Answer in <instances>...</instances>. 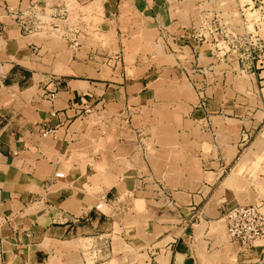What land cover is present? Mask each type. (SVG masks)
I'll return each instance as SVG.
<instances>
[{
    "label": "crops",
    "instance_id": "0c3cea01",
    "mask_svg": "<svg viewBox=\"0 0 264 264\" xmlns=\"http://www.w3.org/2000/svg\"><path fill=\"white\" fill-rule=\"evenodd\" d=\"M28 1L0 0V264H264V241L242 248L229 239L224 220L229 205H264L250 171L264 144V127L263 139L250 141L264 124V65L252 67L233 94L224 93L218 87L226 91L227 83L213 75L208 54L200 73L179 57H201L187 27L201 0H188L189 12L173 6L183 0H102L122 59L107 72L89 56L94 46L84 44L87 55L74 60L84 79H75L68 72L74 63L58 60L60 49L50 47L46 31L21 28ZM44 2L53 9L65 4ZM159 24L171 25V62L146 50V27ZM59 41L64 49L65 35ZM159 81L170 82V97ZM50 90L57 91L54 101L46 97ZM200 90L206 103L195 108ZM81 101L100 112L81 120L73 107ZM163 101L177 106L167 112L171 119L152 112ZM129 110L132 122L123 128ZM42 129H54L56 137L41 136ZM179 149L189 157L182 159ZM59 171L66 177L53 179ZM153 182L177 207L155 201ZM103 193L119 208L143 200L142 218L117 219L108 206L96 211ZM106 236L111 253L95 261L79 245Z\"/></svg>",
    "mask_w": 264,
    "mask_h": 264
},
{
    "label": "rangeland",
    "instance_id": "374dc122",
    "mask_svg": "<svg viewBox=\"0 0 264 264\" xmlns=\"http://www.w3.org/2000/svg\"><path fill=\"white\" fill-rule=\"evenodd\" d=\"M67 1H69L68 18L66 19L67 16H65V19L57 21L56 24L51 25L50 28L46 31V34H44L46 36L48 35L47 37H49V41H51V44L49 43L50 47L54 49H60L59 53H61V55L59 54V61H61L62 59L69 63H74V67L69 68L68 72L74 74L71 75V77L75 79H84V77L81 75L82 72L80 71L81 64L76 61L74 62L76 56L80 57L83 56V54L87 55V52H82V50L80 49V47L82 45L84 46V44L87 46H94L95 49H92L94 51H91L89 56H92V60H95L99 63V65L104 66V68H106L105 71L109 72L110 67L114 66L122 59V52L117 51L115 37L113 36L115 35L114 27L112 26L113 23H110L106 18L107 14L103 5V1L88 0L83 4L76 3L75 0ZM183 1L184 2H180L179 5L177 3L173 4V6H178L181 9L188 10L189 12V8H191V6L193 8L194 5L191 4L188 0ZM201 1V10H192V16H195L194 21H192L190 24L188 23V26L186 25L188 29L199 27L202 29L200 31L205 34V36L195 35L197 42L201 46L199 47V50L201 51L200 53H202L201 57H199L198 54L193 57L191 56L192 54L189 53L184 54L185 56L179 55V57L183 60L184 64H187L186 62L189 58V62L192 61V63H194L193 68H190V70H195V72L200 73L201 71L204 72L203 65L206 64L205 62L209 61V59L204 57L205 54L206 56L208 54V56L211 57L210 61L213 65L216 66L214 69V71L216 72H214L213 75L217 76L219 79L227 83L224 86L227 88L226 91L220 86L218 88L224 93L227 92L233 94L235 92L234 88H239V86H241V83H243L244 80L247 79L246 75L251 71L252 67L256 65L255 62L251 63L249 56V51L253 46L255 37L253 38L251 34H249L241 35L239 38V34L247 30L253 31L255 29L257 38H260V40L264 42V18H261L260 22H255L253 19V17H257L255 15L258 12L260 13V16L264 15V0H253L254 6L250 9L246 6L240 7L239 3L235 0ZM245 1L249 2L248 0ZM76 7L81 8L82 11H84L83 29L87 31V34L83 33V35H81L79 38L71 39V37L73 36L67 37L66 34L69 33L68 29H73L74 24L78 21V15L75 11ZM242 13L246 14L247 17H245V15L243 16ZM188 15L190 14L188 13ZM206 21L208 22L207 24L205 23ZM170 26H168V31L166 30L163 32V35L161 32L159 33V30H156V26L152 27L155 30H149L151 27H146L148 29V37L150 40V42H147L148 47H146V50H148L149 52L152 51V54H155L156 56V58L154 59L158 60L159 62H171L173 61L172 57L175 56V46L173 47L169 43L171 42L170 37L172 34L170 33ZM209 27L210 30L214 29L216 32L223 31L224 33H222L217 38L218 40L214 41V39H212L211 37V32L209 33ZM225 34L227 35L225 36ZM234 34L237 35L235 36ZM61 35H65V41L67 43L64 49L63 47L61 48L59 41ZM77 39L80 42V44H78L80 46H77L75 48L74 43L75 41H77ZM210 41L213 42L210 44ZM218 42H220V44L218 46L215 45ZM262 53L263 51L260 52L261 58ZM163 56L165 59L163 58ZM81 59L82 58L80 57L79 60ZM86 59L88 58H85V60ZM89 59H91V57H89ZM242 62H244L245 66L242 65ZM248 65H250L251 68L246 69ZM58 66L59 65L56 66L55 71L61 72L62 69L58 68ZM83 66L85 67L86 64H84ZM128 72L130 74L132 73V71L130 70H128ZM164 77H167V75L165 74ZM161 82L162 81L157 82L156 85L160 84L159 88H162L163 85V88L161 90L164 91L165 97H170V93L172 92L173 88L172 85L169 84L170 82H166V84ZM200 91L204 93L203 90ZM159 92L161 91L159 90ZM200 106H205V104H203L201 100L196 102L195 108H200ZM174 107L177 108L176 105L172 106V101H163V104L158 107V109H153L152 112H158L162 117L164 116L165 118L168 115V117L171 119L172 114H167V112L173 110ZM263 127L264 124L260 127L261 130H259V132H257L255 136L250 140L251 143L254 144L256 140H258L259 143V141L263 139L260 135ZM197 133V129H195L194 134ZM263 133L264 130L262 134ZM165 135L167 136L164 140H172L171 134ZM182 139H185V137H183ZM248 144H250V142ZM178 151L181 152L179 155L182 159L185 160L187 157H189L186 156V154L181 149H179ZM171 152V149L167 152L168 157L171 156ZM160 157L161 155L159 156V158ZM250 171L251 176L256 180V184L258 189L260 190V193L264 195V144L260 149L256 150V161L251 167ZM254 183L255 181L253 182V184ZM109 197L114 200L112 196L109 195ZM128 202L129 201H127L124 206H121L120 208L118 207L117 203H115L118 208L113 210V213L115 214L114 217L122 220H125L127 218L132 220L133 223H137L142 218L140 212L145 208L144 202L139 198L135 199L134 203ZM139 202L141 203L138 204ZM256 203L261 202L257 201ZM103 210L108 211L107 206L104 207ZM116 229L117 231H119L118 227ZM79 245L83 246V248H87L88 244L80 242Z\"/></svg>",
    "mask_w": 264,
    "mask_h": 264
},
{
    "label": "built area",
    "instance_id": "2783aa9c",
    "mask_svg": "<svg viewBox=\"0 0 264 264\" xmlns=\"http://www.w3.org/2000/svg\"><path fill=\"white\" fill-rule=\"evenodd\" d=\"M241 6H246L247 8H252L254 6L253 0H235ZM69 1L65 0V4L63 7L53 9L48 7L44 0H29L25 8H21L19 14V22L21 28L24 31L29 33H37L40 31H47L51 25H55L58 20H63L68 18L69 15V8L68 3ZM251 5V7H250ZM76 13L78 15V21L74 24L73 29H68V34L66 36L72 38H79L83 33L87 34V31L83 29L84 23V11L81 8L76 7ZM258 12L253 17L255 22H260L261 18H264V15L260 16ZM245 17L246 14L242 13ZM208 23L207 21L205 22ZM159 32L162 33L168 29V26L165 24L158 25ZM200 30L199 27H195L193 29L194 35H204ZM168 31V30H167ZM211 37L214 41L218 40L217 38L224 33L223 31L216 32L214 29L210 30ZM254 38L255 41L253 42V46L249 51L250 61L251 63L255 62L259 65H264V42L257 38L255 29L247 30L239 34V38L241 35H249ZM227 34H225L226 36ZM235 36L237 34H234ZM239 41V40H238ZM213 41H210V44ZM80 44V42L75 41L74 46L75 48ZM218 42L215 45H219ZM214 45V46H215ZM262 58L260 52H262ZM244 65V62H242ZM251 68L250 65L247 66L246 69ZM199 97L203 104L206 101V95L203 92H198ZM47 99L54 101L57 97L56 90H50L46 93ZM73 107L76 109L77 117L81 120H90L94 115L100 112L99 108L95 104L90 101H81V102H74ZM132 122V116L130 110L127 111L126 115L123 116L121 120V127H130ZM139 140L141 139V135H143L141 131L137 132ZM41 136H52L56 137L54 129H42ZM65 172L59 171L56 172L53 176V179H62L65 178ZM155 186V201L162 203L170 208L177 207V203L171 198L170 194L167 192L166 188L158 182H153ZM100 202L95 206L96 211H103V208L108 206L111 208V211L117 209L118 207L115 204V201L112 200L107 193H103L100 195ZM63 220H71L73 222H77L80 220L79 217H71L70 219L63 215L61 216ZM224 220L226 224V233L230 240L237 242L242 248H251L254 247L257 242L264 241V205L262 203H254V204H239L235 203L232 205L227 206L224 209ZM87 249L90 251V257L93 261L101 258V256H107L111 253V239L106 237H99L95 241L88 242Z\"/></svg>",
    "mask_w": 264,
    "mask_h": 264
},
{
    "label": "bare ground",
    "instance_id": "6f19581e",
    "mask_svg": "<svg viewBox=\"0 0 264 264\" xmlns=\"http://www.w3.org/2000/svg\"><path fill=\"white\" fill-rule=\"evenodd\" d=\"M141 202H139L138 204H140Z\"/></svg>",
    "mask_w": 264,
    "mask_h": 264
}]
</instances>
